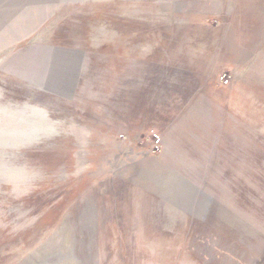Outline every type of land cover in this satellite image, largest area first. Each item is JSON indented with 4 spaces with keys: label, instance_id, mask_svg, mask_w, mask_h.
Segmentation results:
<instances>
[{
    "label": "rangeland",
    "instance_id": "374dc122",
    "mask_svg": "<svg viewBox=\"0 0 264 264\" xmlns=\"http://www.w3.org/2000/svg\"><path fill=\"white\" fill-rule=\"evenodd\" d=\"M0 264H264V0H0Z\"/></svg>",
    "mask_w": 264,
    "mask_h": 264
},
{
    "label": "crops",
    "instance_id": "0c3cea01",
    "mask_svg": "<svg viewBox=\"0 0 264 264\" xmlns=\"http://www.w3.org/2000/svg\"><path fill=\"white\" fill-rule=\"evenodd\" d=\"M163 173L167 174L166 176H168V175L171 176V178H173V179H177V176H178L170 168H166V167L163 169ZM165 174L164 175L161 174V175L162 176H165ZM142 176H144V175L142 174ZM136 185H138V184H136ZM138 186H140V185H138ZM140 187L141 188H144L146 190H150L148 186H143V187L140 186ZM185 187H187V186H184V185L181 184L180 185V188L179 189L177 188V189H178V191L180 193H182V192L185 193V191H187V194H189L188 193V190L189 191L192 190L191 192L194 193L195 190L193 191L192 188H187L186 189ZM152 191L156 195H159L160 194L159 195V198L166 199V197H167L166 191L164 190L163 187H161L159 194L157 192V191H159L158 189L157 190H152ZM195 192L197 193V191H195ZM187 196H186V194L185 195L183 194L181 196V198H179L176 201L178 203H175L174 206H171V207L168 206V205H171V204H166V202L163 203V202H160V201H154V202H152V204L144 207L145 210H146V212L144 213V215H149L150 219L159 218L160 216L163 215L164 217L161 218V219H165V218L168 219L169 217H172L171 219H179L181 222H185L186 221L185 218H186V215L187 214L190 215V216H192V217H201L200 212H201V207L202 206H203L202 207L203 208V212H202L203 214L202 215L204 216L205 212L207 213V212H209L211 210L212 205H216L217 204V202L215 201V199H213L212 197H209L206 202H204V200H201L202 206H199V209L200 210L198 209V206H191V207L188 206V208L186 207L187 209H184L183 207H185V206H183L181 203H185L184 200H191ZM126 208L127 207H124L123 208L124 209L123 212H126L125 210H127L129 212H132L134 209H139V210L142 209V207H140V208L137 207L136 208L135 206H133V207L132 206H129L127 209ZM138 214H141V213L138 212ZM86 216H87V220H90V218H91V210H90V208H88V210L86 212ZM156 224H157V222L154 221V225H156ZM154 225L152 224V226H151V229L152 230L154 228Z\"/></svg>",
    "mask_w": 264,
    "mask_h": 264
}]
</instances>
